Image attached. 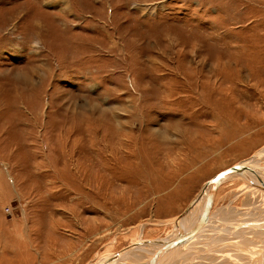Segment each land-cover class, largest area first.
I'll return each instance as SVG.
<instances>
[{"label":"rangeland","instance_id":"374dc122","mask_svg":"<svg viewBox=\"0 0 264 264\" xmlns=\"http://www.w3.org/2000/svg\"><path fill=\"white\" fill-rule=\"evenodd\" d=\"M262 147L264 0H0V264L168 239L202 183ZM248 183L217 188L172 264H258Z\"/></svg>","mask_w":264,"mask_h":264},{"label":"water","instance_id":"95a60500","mask_svg":"<svg viewBox=\"0 0 264 264\" xmlns=\"http://www.w3.org/2000/svg\"><path fill=\"white\" fill-rule=\"evenodd\" d=\"M253 156V155H251ZM250 156V157H251ZM260 171L255 165L252 164H244L243 162L235 163L228 168L218 172L216 175H214L212 178L206 180L197 193L193 196V198L189 201L186 208L182 211L180 216L184 215L196 202L197 198L201 197L203 199H206L204 209L202 213L198 216L195 224L193 227H191L187 231H179L177 235L168 241H158L159 244L162 245V247L159 249L157 254L152 256V258L146 262L148 264H153L154 262L157 263V259L159 262V259L168 251L173 250V258H163L161 264H172L173 260L175 259V256L177 254L176 251H178V247L185 245L187 242L191 240L193 236L199 231L200 228L205 225L209 219V211L213 205V199H214V192L217 190L218 185L229 175H241L245 176V178L249 181L254 182L259 186L260 188L264 189V179L259 175ZM244 178V177H243ZM209 190V191H208ZM151 241H142L138 243H134L133 245H129L126 247V249H131L135 246H139L141 244H150ZM177 248V249H175ZM120 255V252H116L111 258H109L107 261L111 262L115 259H117ZM257 260H259L258 264H263L264 260V254H261V256L257 257ZM158 264V263H157Z\"/></svg>","mask_w":264,"mask_h":264},{"label":"bare ground","instance_id":"6f19581e","mask_svg":"<svg viewBox=\"0 0 264 264\" xmlns=\"http://www.w3.org/2000/svg\"><path fill=\"white\" fill-rule=\"evenodd\" d=\"M264 152V147H262L261 150L257 151L256 153L253 154V156L251 157H247L248 159H243L239 162H243L244 164H252V165H255L260 171L262 172H259V175L264 179V166H259V163L257 161L260 162V160L258 159V155H261V153ZM257 157V158H256ZM256 159H258L256 161ZM262 159V158H260ZM237 162V163H239ZM226 169V168H225ZM216 175V174H215ZM213 177V176H212ZM211 177V178H212ZM233 177H238L240 178L242 181H249L245 178V176H241V175H229L227 176L219 185L218 187H220L222 185V183L228 179V178H233ZM244 177V178H243ZM203 184V183H202ZM249 185V188H250V185L251 187H254L255 184L254 182L252 181H249L248 183ZM201 187V186H200ZM217 187V188H218ZM252 189V188H250ZM209 191V190H208ZM197 193V192H196ZM195 193V194H196ZM249 193V192H248ZM255 193V192H254ZM205 200L206 199H203L202 196L197 198L196 202L194 203V205L182 216H180V214L177 216V218L174 221V228H173V232L172 234L169 236L168 239H164V240H161L162 242L164 241H168V240H171L172 238H174L177 233L181 230V231H187L189 230L191 227L194 226L198 216L202 213L203 209H204V206H205ZM241 225H246L245 223H239ZM237 224V225H239ZM243 227V226H242ZM201 229V228H200ZM199 229V230H200ZM196 235V234H195ZM226 235V234H225ZM197 236V235H196ZM213 236V233L211 232L210 234L207 235V238L209 237H212ZM217 236V235H216ZM195 236H193L191 238V240L194 238ZM222 237V236H221ZM230 237V236H229ZM212 239V238H211ZM214 239V238H213ZM190 240V241H191ZM228 240V239H227ZM143 241H151L150 244H141V245H137L131 249H126V247L122 248L121 250L117 251V252H120V255L117 259L111 261V262H108L107 260L109 258H111L116 252H110V253H106L104 258H100L98 261L96 260L94 263L92 264H148L146 262H148L152 256H154L155 254H157V252L159 251V249L162 247L161 244L158 243V241H154V240H143ZM189 241V242H190ZM187 242L185 245L183 246H180L178 247V249H183L187 246V244L189 243ZM138 243V242H136ZM208 243V242H207ZM134 244V243H133ZM133 244H130V245H133ZM236 244H238L236 242ZM240 245V244H238ZM259 245H261L259 243ZM242 246V245H241ZM261 246H264V242L262 243ZM177 249V248H175ZM173 250H170L168 251L167 253H165L160 259H159V262H158V259H157V263L158 264H161L163 258H173L174 254H173ZM178 250V251H179ZM176 251V252H178ZM255 251V250H254ZM202 251H198L196 250L195 248H193L192 250H190V255H197L198 253H201ZM218 255H221V253H219L220 251L216 250L215 251ZM260 253V255H259ZM261 254H264V249L261 250V251H258L257 250V257L258 255L261 256ZM229 256V255H228ZM256 257V256H255ZM176 258V256H175ZM190 258V257H189ZM156 262H154L153 264H157ZM263 264H264V260H263Z\"/></svg>","mask_w":264,"mask_h":264},{"label":"crops","instance_id":"0c3cea01","mask_svg":"<svg viewBox=\"0 0 264 264\" xmlns=\"http://www.w3.org/2000/svg\"><path fill=\"white\" fill-rule=\"evenodd\" d=\"M257 250H259L258 248H256Z\"/></svg>","mask_w":264,"mask_h":264}]
</instances>
